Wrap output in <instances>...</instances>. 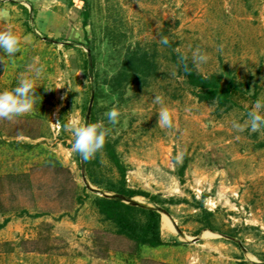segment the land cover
I'll return each instance as SVG.
<instances>
[{
	"label": "rangeland",
	"instance_id": "obj_1",
	"mask_svg": "<svg viewBox=\"0 0 264 264\" xmlns=\"http://www.w3.org/2000/svg\"><path fill=\"white\" fill-rule=\"evenodd\" d=\"M62 1L63 35L16 33L20 51L0 59V92L33 76L29 65L44 68L33 111L0 120V206L7 211L0 218L25 217L31 230L27 238L0 236V264H167L141 259V246L98 219L94 200L116 193L119 172L104 147L87 162L72 151L74 138L63 127L69 121L103 122L126 167V186L160 198L157 204L133 197L168 209L161 216L173 231L168 242H178L170 245L173 264L205 261L210 243L214 256L232 249L239 263L264 264V131L233 127L244 125L264 98V0ZM196 49L209 57L197 71L220 83L234 80L247 95L241 105L225 109L199 100L177 65L178 54L192 61ZM134 51L146 53L155 68L113 82ZM156 96L163 105L154 103ZM164 106L172 128L158 125ZM112 108L121 113L115 125L104 115ZM48 163L71 172L72 192L70 185L61 192L65 176ZM23 174L30 175V188ZM23 209L43 215L35 219ZM79 230L91 232L81 238Z\"/></svg>",
	"mask_w": 264,
	"mask_h": 264
},
{
	"label": "trees",
	"instance_id": "obj_2",
	"mask_svg": "<svg viewBox=\"0 0 264 264\" xmlns=\"http://www.w3.org/2000/svg\"><path fill=\"white\" fill-rule=\"evenodd\" d=\"M89 13H84V26L87 25ZM181 54V53H180ZM178 54V56L180 55ZM178 61V60H177ZM180 73L186 78L188 84L197 89V97L201 101H207L212 104H216L218 108L228 109L235 105H241L240 100L246 99V93L240 88L234 80H230L226 83H220L216 75H204L199 73L193 65L192 61L188 59V65L192 69L190 73H185L182 66L177 62ZM155 68V63L147 61L146 53L139 54L137 51L131 52L123 63L122 70L113 77V82L119 83L123 79L122 75L129 73L130 71H136L144 73L149 71L151 68ZM255 99V96H253ZM104 150L107 153L109 159L113 162L117 168L120 176V186L116 190L115 194L123 195L126 198H133L135 196H144L149 198L150 201L159 204L161 201L157 196H153L143 190H133L126 186V167L121 162L115 147L111 142L106 140ZM47 168L53 166L51 163L45 165ZM55 170L60 171L64 176L65 180L61 184V192L67 191L72 192L76 188V183L72 178L71 172L61 164L53 166ZM28 180V188H30V175L23 174ZM81 198L77 196L75 198L78 202ZM96 209L101 216L103 221L111 222L115 230L113 234L117 237H121L131 241L135 246H150L158 247L161 245H176L178 242L170 243L165 241L161 235V213L168 212L167 208L157 206L155 208L147 207L145 205L139 206L124 202L120 198H111L107 196H100L94 200ZM68 208H73V201H70ZM7 211L3 210L0 206V213L3 214ZM67 212H62L61 215H65ZM21 214L38 217L43 214H30L27 209H23ZM8 219L4 220L3 226Z\"/></svg>",
	"mask_w": 264,
	"mask_h": 264
},
{
	"label": "clouds",
	"instance_id": "obj_3",
	"mask_svg": "<svg viewBox=\"0 0 264 264\" xmlns=\"http://www.w3.org/2000/svg\"><path fill=\"white\" fill-rule=\"evenodd\" d=\"M4 13L0 12V16ZM161 43L169 44L167 37H161ZM20 51V39L12 30L0 31V52H3L7 57H13ZM188 56L180 54L178 56V64L182 66L185 73H190L191 68L188 65ZM193 65L207 63L209 57L203 54L199 49L192 53ZM29 70L33 72V76H21L17 86L11 91L5 90L0 92V120L12 121L14 118L28 114L33 111L35 104V89L36 79H39L43 72V66L35 67L29 65ZM48 88H46L47 90ZM154 103L164 104L163 98L156 96ZM110 124L115 125L119 122L121 113L112 108L105 112ZM248 120L244 125L233 122V127L237 131H244L248 128L252 133L264 131V98H257L254 103L253 110L248 112ZM158 125L161 128H172L173 115L170 109L166 106L161 107L158 112ZM64 130L70 132L74 138L71 149L74 153L79 154L85 162L91 160L95 154L102 150L106 143V137L109 134V129L105 128L103 122L97 123H76L69 121L64 126ZM184 153L178 152L174 158L175 163L180 164L183 161Z\"/></svg>",
	"mask_w": 264,
	"mask_h": 264
},
{
	"label": "crops",
	"instance_id": "obj_4",
	"mask_svg": "<svg viewBox=\"0 0 264 264\" xmlns=\"http://www.w3.org/2000/svg\"><path fill=\"white\" fill-rule=\"evenodd\" d=\"M62 0H0V12L4 15L0 16V31L12 30L16 33H23L27 30V36L31 34L32 31L40 33H51L56 37H59L63 32L65 27V15ZM67 21V20H66ZM72 30V29H71ZM3 57V52H0V59ZM98 219L100 215L98 211L96 212ZM166 216H161V229L164 227L167 231L161 230V235L165 241H168L172 237L173 231L171 225L164 224V218ZM168 218V217H167ZM8 221L0 226V236H4L5 239L15 240L19 237L27 238L29 231H31L28 225H30V220H25V217H14V216H4L0 218V224L4 223V220ZM35 219H41V217H35ZM28 223V224H27ZM95 227H99L95 224ZM77 233H81V238L87 236L86 233L91 231L83 230ZM207 235L206 237H210ZM88 237V236H87ZM197 241V239H196ZM206 253V260L195 261L190 264H254V263H239L237 257V250H232L231 252H223V250H217L218 253L214 256L213 247L211 243L208 245ZM143 253L141 259H152L158 262H163L167 264H173V259L170 254L173 252V248L170 245H161L158 247L141 246ZM192 249V248H191ZM228 251H230L228 249ZM33 252H27V254ZM41 254L39 252H36ZM199 260V259H197ZM102 261H104L102 259ZM187 264V263H181Z\"/></svg>",
	"mask_w": 264,
	"mask_h": 264
},
{
	"label": "water",
	"instance_id": "obj_5",
	"mask_svg": "<svg viewBox=\"0 0 264 264\" xmlns=\"http://www.w3.org/2000/svg\"><path fill=\"white\" fill-rule=\"evenodd\" d=\"M93 98H94V95L92 94L91 100H90V104H89L88 110H87V117H89V115L91 113V107H92V103H93ZM104 196L111 197V198H120L124 202L130 203V204H135V205H139V206H143L144 205L141 202L136 201L134 198H129L128 199V198H126L123 195H118V194H104Z\"/></svg>",
	"mask_w": 264,
	"mask_h": 264
},
{
	"label": "bare ground",
	"instance_id": "obj_6",
	"mask_svg": "<svg viewBox=\"0 0 264 264\" xmlns=\"http://www.w3.org/2000/svg\"><path fill=\"white\" fill-rule=\"evenodd\" d=\"M165 223L168 224V222H167V218H165Z\"/></svg>",
	"mask_w": 264,
	"mask_h": 264
}]
</instances>
